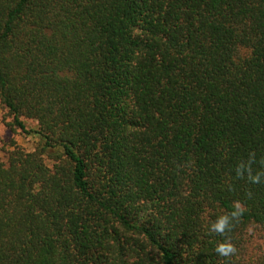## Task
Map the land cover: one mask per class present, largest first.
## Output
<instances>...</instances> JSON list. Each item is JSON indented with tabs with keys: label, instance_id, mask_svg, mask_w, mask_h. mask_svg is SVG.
Listing matches in <instances>:
<instances>
[{
	"label": "trees",
	"instance_id": "1",
	"mask_svg": "<svg viewBox=\"0 0 264 264\" xmlns=\"http://www.w3.org/2000/svg\"><path fill=\"white\" fill-rule=\"evenodd\" d=\"M0 108V264H264V0H0Z\"/></svg>",
	"mask_w": 264,
	"mask_h": 264
},
{
	"label": "clouds",
	"instance_id": "2",
	"mask_svg": "<svg viewBox=\"0 0 264 264\" xmlns=\"http://www.w3.org/2000/svg\"><path fill=\"white\" fill-rule=\"evenodd\" d=\"M255 154L250 153L247 162H241L236 167L237 176L243 177L245 173L249 181L253 184H259L264 178V171H258L255 174L252 172L251 164L254 162ZM246 208L240 203L235 202L233 204V210L230 214H225L217 218L215 223L211 225L210 231L223 235L226 230L230 231L233 221H239L243 216ZM215 251L222 257L234 256L237 252L235 245L226 240L217 244Z\"/></svg>",
	"mask_w": 264,
	"mask_h": 264
},
{
	"label": "rangeland",
	"instance_id": "3",
	"mask_svg": "<svg viewBox=\"0 0 264 264\" xmlns=\"http://www.w3.org/2000/svg\"><path fill=\"white\" fill-rule=\"evenodd\" d=\"M10 121L11 117L8 116L4 109L0 108V157L3 161L6 160V150L10 148L9 145L12 141H15V143L24 150L31 151L34 147L35 141L37 140L36 135L32 133H24L20 128L10 125ZM24 122L26 128H35L36 124L34 121L24 119ZM254 234H252V236L255 237Z\"/></svg>",
	"mask_w": 264,
	"mask_h": 264
}]
</instances>
